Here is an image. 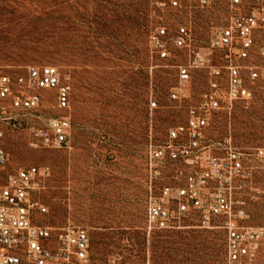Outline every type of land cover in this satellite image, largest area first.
<instances>
[{
  "label": "rangeland",
  "instance_id": "rangeland-1",
  "mask_svg": "<svg viewBox=\"0 0 264 264\" xmlns=\"http://www.w3.org/2000/svg\"><path fill=\"white\" fill-rule=\"evenodd\" d=\"M0 0V72L12 79L28 66H56L70 86L68 106L56 103V89H40L39 106L25 112L20 125L9 98L0 100V185L23 166L47 165L50 174L36 197L46 211L34 218L54 228L84 227L90 236L88 264H225V230L202 227L197 217L171 230L145 229V199L171 182L181 160L163 161L160 174L149 173L147 147L165 139L169 127L182 123L187 109L206 88L209 75L193 68L186 97L174 98L178 65L192 51L212 62L209 35L226 24L233 11L264 6V0ZM185 26L183 46L171 37ZM169 38V54L160 57L150 35ZM264 42V29L255 31ZM150 101H155L151 105ZM5 106V112L1 107ZM66 117L67 142L42 145L39 131L49 132L52 119ZM205 138L230 137L240 151L264 147V89L255 88L247 102L211 112ZM253 165L241 196L249 217L241 225H264V161ZM111 257H115L112 262ZM252 264H264L259 250Z\"/></svg>",
  "mask_w": 264,
  "mask_h": 264
},
{
  "label": "built area",
  "instance_id": "built-area-1",
  "mask_svg": "<svg viewBox=\"0 0 264 264\" xmlns=\"http://www.w3.org/2000/svg\"><path fill=\"white\" fill-rule=\"evenodd\" d=\"M203 3L216 0H201ZM231 8L240 0H227ZM176 4L175 0H172ZM264 29V6H252L247 11H233L222 26L212 29L208 47L220 62H212L200 51H192L187 62L178 65V84L171 92L174 98L186 97V84L193 68H204L209 75L206 88L187 109L182 123L168 128L161 142L147 147L149 173L160 174L157 167L163 161L181 160L183 168H175L170 178L145 199V229L171 230L192 216L202 227L225 230V264H252L259 250H264V225H241L249 217L241 196L244 179L253 165L245 156L264 161V147L240 151L230 137L220 140L205 138L211 112L230 109L237 102H247L255 88L264 89V42H257L255 31ZM169 39V38H168ZM168 39L150 35V42L160 57L169 54ZM177 46L188 40L185 26L177 28L171 37ZM55 88L56 103L68 106L70 86L62 80L56 66H28L13 79L0 72V100L9 98L15 114L5 119L16 127L25 112L39 106L40 89ZM155 105V101H150ZM5 112V106L1 107ZM66 117L52 119L51 130L39 131L42 145L59 147L67 142ZM2 131L0 130V137ZM0 145V165L6 160ZM50 174L47 165H28L9 172L0 185V264H88L90 236L84 227L54 228L34 218L46 207L36 197ZM115 257H111L113 262Z\"/></svg>",
  "mask_w": 264,
  "mask_h": 264
}]
</instances>
